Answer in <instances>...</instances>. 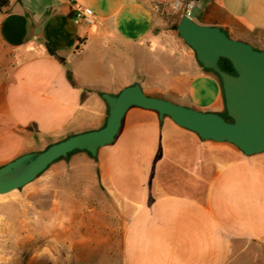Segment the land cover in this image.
Returning <instances> with one entry per match:
<instances>
[{
  "label": "crops",
  "instance_id": "0c3cea01",
  "mask_svg": "<svg viewBox=\"0 0 264 264\" xmlns=\"http://www.w3.org/2000/svg\"><path fill=\"white\" fill-rule=\"evenodd\" d=\"M8 1L0 11V166L103 127L101 95L135 83L148 96L223 114L217 78L145 0ZM79 8L93 11L91 25L73 22ZM198 23L264 51V0H212ZM38 181L29 191L52 206L46 232L63 259L81 263L96 251L73 244L94 243L101 254L118 235L119 264H264V153L202 141L154 111L130 108L95 158L75 152ZM14 227L20 259L29 237Z\"/></svg>",
  "mask_w": 264,
  "mask_h": 264
},
{
  "label": "water",
  "instance_id": "95a60500",
  "mask_svg": "<svg viewBox=\"0 0 264 264\" xmlns=\"http://www.w3.org/2000/svg\"><path fill=\"white\" fill-rule=\"evenodd\" d=\"M211 1L191 5L181 17L177 33L198 64L218 77L223 114L148 96L137 83L117 95L102 94L107 106L103 127L69 136L40 152L24 153L0 166V196L22 189L54 162L75 152L95 158L99 149L113 143L125 113L132 107L154 111L160 120L169 118L202 141L232 145L246 157L264 153V51L229 38L219 27L198 23V17ZM221 60L230 63L233 73L220 68Z\"/></svg>",
  "mask_w": 264,
  "mask_h": 264
},
{
  "label": "rangeland",
  "instance_id": "374dc122",
  "mask_svg": "<svg viewBox=\"0 0 264 264\" xmlns=\"http://www.w3.org/2000/svg\"><path fill=\"white\" fill-rule=\"evenodd\" d=\"M145 1L151 6L155 15L161 21L162 28L168 29L169 27L171 28L172 23L175 22L181 14L184 15L187 12V3L189 0ZM193 4H202V1L193 2L189 5ZM45 172H43L32 183L28 184L22 189L0 196V264L80 263L77 259H63L62 244L49 242L46 232L48 228L47 225L50 222L47 215V212L49 211H47V209L51 208L52 206H45L44 197L38 198V196L36 197V195H32L31 191H29L31 188H38L37 182H39L38 180L44 175ZM56 207L57 209L54 212L55 215L60 214L61 212L60 206H55V208ZM74 207L76 208L78 206ZM18 225L21 226L22 235L26 236L27 238L29 237L27 242L22 244L24 253L20 259H17L14 256L15 249L13 242L14 235L16 234V232H14V226L17 228ZM58 231L59 234H61V229H58ZM92 231L93 228H91L90 234L94 235ZM107 233V230L102 229L103 236H107ZM118 240L119 236L115 235L112 237L111 243L107 241L106 243L102 244L101 254L96 249L97 245L95 246L94 243H87L85 248L81 246L79 248L77 244H73V248H71V246L70 248L72 251L84 250L86 254H91L96 251L90 259H82L80 264H119V259L115 257L116 254H118ZM110 246L112 247L111 249ZM115 248H117V252H114ZM109 254H111L112 257H106V255L109 256Z\"/></svg>",
  "mask_w": 264,
  "mask_h": 264
},
{
  "label": "trees",
  "instance_id": "16d2710c",
  "mask_svg": "<svg viewBox=\"0 0 264 264\" xmlns=\"http://www.w3.org/2000/svg\"><path fill=\"white\" fill-rule=\"evenodd\" d=\"M193 1H198V0H189L188 3H187V5H189V4H190L191 2H193ZM8 5H9V1H8V0H0V11H1L2 9H4V8H7ZM184 12H185V11H184ZM182 16H183V14H181V15L179 16V18H178L175 22H173L172 25H171V29H172L177 35H178V33H177V25H178V23H179V21H180V19H181ZM46 48H47V51H48V53H49L50 55H54V49L52 48V46H50L49 44H46ZM219 66H220V68H221L223 71L228 72V73H233V69H232L230 63H229L227 60H221L220 63H219ZM205 71H206L207 73L212 74L213 76H215V77L217 78V80L219 81L218 77H217L215 74H213L211 71H209V70H205ZM219 83H220V82H219ZM223 113H224V112H223Z\"/></svg>",
  "mask_w": 264,
  "mask_h": 264
},
{
  "label": "built area",
  "instance_id": "2783aa9c",
  "mask_svg": "<svg viewBox=\"0 0 264 264\" xmlns=\"http://www.w3.org/2000/svg\"><path fill=\"white\" fill-rule=\"evenodd\" d=\"M190 6L191 5L187 6L188 9L190 8ZM72 20L76 24L79 22H83L85 24L91 25L95 20L94 19V13L89 8H79L73 12Z\"/></svg>",
  "mask_w": 264,
  "mask_h": 264
}]
</instances>
